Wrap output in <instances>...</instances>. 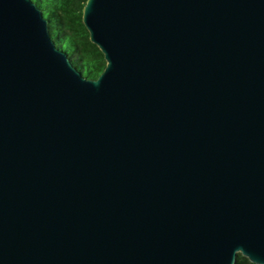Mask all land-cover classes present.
Instances as JSON below:
<instances>
[{
  "label": "water",
  "instance_id": "1",
  "mask_svg": "<svg viewBox=\"0 0 264 264\" xmlns=\"http://www.w3.org/2000/svg\"><path fill=\"white\" fill-rule=\"evenodd\" d=\"M88 78L0 0V264H264V0H87Z\"/></svg>",
  "mask_w": 264,
  "mask_h": 264
},
{
  "label": "trees",
  "instance_id": "2",
  "mask_svg": "<svg viewBox=\"0 0 264 264\" xmlns=\"http://www.w3.org/2000/svg\"><path fill=\"white\" fill-rule=\"evenodd\" d=\"M49 20L57 46L65 50L73 64L88 78H97L106 67L100 48L91 41L83 22L87 0H34ZM236 264H255L239 254Z\"/></svg>",
  "mask_w": 264,
  "mask_h": 264
}]
</instances>
